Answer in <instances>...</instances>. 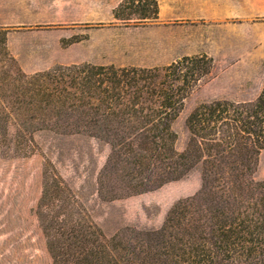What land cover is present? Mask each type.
Returning <instances> with one entry per match:
<instances>
[{
    "label": "trees",
    "instance_id": "16d2710c",
    "mask_svg": "<svg viewBox=\"0 0 264 264\" xmlns=\"http://www.w3.org/2000/svg\"><path fill=\"white\" fill-rule=\"evenodd\" d=\"M113 14L123 25L138 26L158 19L159 4L123 0ZM7 35L0 29V49L15 61ZM212 66L204 54L152 68L81 63L27 75L16 67L43 110L37 129L84 130L111 145L101 194H141L196 167L201 172L200 189L179 199L160 228L107 237L83 215L63 177L45 166L36 220L53 264H264V180L255 177L264 152V84L254 100L200 103L186 119L187 146L176 148L173 122ZM7 68L0 60V76L13 78ZM8 93L0 90L1 107L15 101ZM15 114H0V124L16 121ZM21 126L25 139L33 129L27 121Z\"/></svg>",
    "mask_w": 264,
    "mask_h": 264
},
{
    "label": "rangeland",
    "instance_id": "374dc122",
    "mask_svg": "<svg viewBox=\"0 0 264 264\" xmlns=\"http://www.w3.org/2000/svg\"><path fill=\"white\" fill-rule=\"evenodd\" d=\"M9 2L18 5L16 0H0V29L8 33L7 46L15 61L8 60L0 49L1 64L8 66L13 77H7L6 73L0 76V82L5 80L0 90L5 89L15 101L4 100L0 114L12 112L18 118L16 121L11 118L6 127L3 122L0 124V264H53L46 237L36 220L45 166L49 174L59 173L63 177L77 205L83 208V215L107 237L125 230L136 237L138 231L160 228L179 199L200 189V168L153 191L116 198L101 194L99 177L112 153L111 145L84 130L70 132L54 125L37 129L39 119L36 117H40L43 110L37 99H33L34 91L28 89L27 83L19 81L15 72L16 67L33 75L56 65H115L107 63L114 57L112 30L103 28L107 25L102 23L18 25L15 22L19 18L12 14L17 9L3 10ZM233 31L234 35L248 32L251 41L234 42L223 51L215 48L213 54H206L213 58L211 72L192 87L173 122L179 151L187 146L190 132L186 119L196 106L216 99L254 100L263 88L264 17L249 19L244 25L234 23ZM91 34L95 40L100 38L109 46L110 49L100 54V59H94L106 64L87 60L91 47L81 42ZM24 61L27 65L22 64ZM22 121L30 123L33 129L25 139L20 136V130L24 132ZM255 177L264 180V152Z\"/></svg>",
    "mask_w": 264,
    "mask_h": 264
},
{
    "label": "crops",
    "instance_id": "0c3cea01",
    "mask_svg": "<svg viewBox=\"0 0 264 264\" xmlns=\"http://www.w3.org/2000/svg\"><path fill=\"white\" fill-rule=\"evenodd\" d=\"M16 1L18 5L9 2L3 10L16 8L17 12L12 14L19 18L15 22L18 25H107L103 28L112 30L115 35L111 41L114 57L107 63L119 67L163 66L184 56L211 55L215 48L223 51L234 42H250L252 37L248 32L234 35V23L244 25L249 19L264 17V0H157L159 17L156 21L126 26L113 14L123 0ZM81 44L91 47V52H87L88 61L96 62L94 59H100V54L110 49L92 34ZM22 64L27 65V62Z\"/></svg>",
    "mask_w": 264,
    "mask_h": 264
}]
</instances>
